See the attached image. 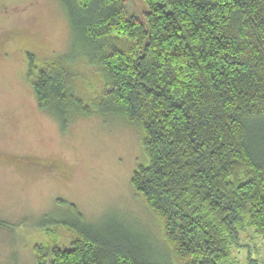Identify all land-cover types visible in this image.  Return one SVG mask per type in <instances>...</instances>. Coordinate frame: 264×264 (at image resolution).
<instances>
[{
  "label": "trees",
  "instance_id": "obj_1",
  "mask_svg": "<svg viewBox=\"0 0 264 264\" xmlns=\"http://www.w3.org/2000/svg\"><path fill=\"white\" fill-rule=\"evenodd\" d=\"M142 1L141 20L123 0H60L76 54L100 66L103 90L86 101L65 57L27 53L35 99L62 129L93 113L137 124L145 163L131 186L161 224L172 264H223L246 225L264 246V0ZM68 208L76 236L68 248L36 249V264H166L143 255L138 237L111 225L118 238H106Z\"/></svg>",
  "mask_w": 264,
  "mask_h": 264
},
{
  "label": "rangeland",
  "instance_id": "obj_2",
  "mask_svg": "<svg viewBox=\"0 0 264 264\" xmlns=\"http://www.w3.org/2000/svg\"><path fill=\"white\" fill-rule=\"evenodd\" d=\"M123 1L128 14L143 19L142 0ZM81 49L60 0H0V264H36V249L68 248L76 236L68 203L104 237L116 240V226L144 243L143 255L172 264L161 224L131 186L145 163L139 126L93 113L73 116L62 129L38 108L27 53L38 62L65 57L74 92L86 101L100 97L102 70L76 54ZM231 241L223 264H246L249 256L263 264V242L252 227Z\"/></svg>",
  "mask_w": 264,
  "mask_h": 264
}]
</instances>
